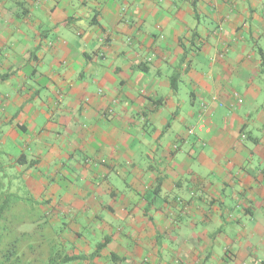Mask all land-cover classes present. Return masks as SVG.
<instances>
[{
  "label": "crops",
  "instance_id": "1",
  "mask_svg": "<svg viewBox=\"0 0 264 264\" xmlns=\"http://www.w3.org/2000/svg\"><path fill=\"white\" fill-rule=\"evenodd\" d=\"M0 84L75 264H264V0H0Z\"/></svg>",
  "mask_w": 264,
  "mask_h": 264
},
{
  "label": "rangeland",
  "instance_id": "2",
  "mask_svg": "<svg viewBox=\"0 0 264 264\" xmlns=\"http://www.w3.org/2000/svg\"><path fill=\"white\" fill-rule=\"evenodd\" d=\"M8 87L9 85L7 84H0V92L3 91V95H9L10 92L5 91V88ZM3 130L0 133V191L3 199H7L9 213L13 216L11 217V221L15 226V231L11 234V237L16 236L20 246L22 242H24L25 246L32 244L29 246L31 249H35L40 245L41 250L49 255L60 253L64 256L68 253V246L62 244L65 217L63 218L60 215L59 220L52 221L48 213L44 211L41 199L38 200L36 193L27 187L26 178L29 175L19 172L20 168H23L25 165L22 166L17 162H13V159L20 155V151L10 149L11 144L4 136V128ZM25 153L30 158L27 150ZM31 176L33 178L39 177L37 174H32ZM76 184L83 186L85 181H79ZM39 224L43 227V231L36 230L35 227ZM24 232L31 233L32 236L30 238L25 236V239H23L21 236ZM260 239L261 237L256 240L260 241ZM220 242L223 243L222 241ZM38 251L40 252V250ZM33 258H39V256L34 255ZM62 264H75V262L68 261Z\"/></svg>",
  "mask_w": 264,
  "mask_h": 264
},
{
  "label": "trees",
  "instance_id": "3",
  "mask_svg": "<svg viewBox=\"0 0 264 264\" xmlns=\"http://www.w3.org/2000/svg\"><path fill=\"white\" fill-rule=\"evenodd\" d=\"M8 209L7 199H3V195L0 191V264H62L68 261L75 262L80 259L66 252L64 256L60 253L49 255L41 250L42 248L40 245L35 249H31L29 246L32 244L25 246L24 242H22L20 246L18 238L16 236L11 237V234L15 231V226L12 224L11 217L13 216L9 213ZM35 228L36 230L43 231V227L40 224ZM25 236L30 238L32 234L26 232L22 233L21 237L23 239H25ZM107 242L108 239L99 243V248H104L108 244ZM38 250H40V252ZM34 255L39 256V258H33Z\"/></svg>",
  "mask_w": 264,
  "mask_h": 264
},
{
  "label": "built area",
  "instance_id": "4",
  "mask_svg": "<svg viewBox=\"0 0 264 264\" xmlns=\"http://www.w3.org/2000/svg\"><path fill=\"white\" fill-rule=\"evenodd\" d=\"M241 101V100H240Z\"/></svg>",
  "mask_w": 264,
  "mask_h": 264
}]
</instances>
